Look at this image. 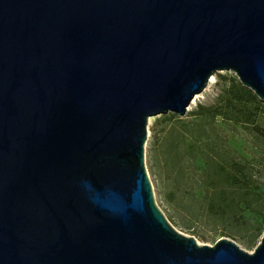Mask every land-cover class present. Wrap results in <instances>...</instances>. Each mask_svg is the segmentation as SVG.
I'll use <instances>...</instances> for the list:
<instances>
[{"label":"water","instance_id":"water-1","mask_svg":"<svg viewBox=\"0 0 264 264\" xmlns=\"http://www.w3.org/2000/svg\"><path fill=\"white\" fill-rule=\"evenodd\" d=\"M222 71L264 101V0H0V264H264L178 231L145 164Z\"/></svg>","mask_w":264,"mask_h":264},{"label":"trees","instance_id":"trees-1","mask_svg":"<svg viewBox=\"0 0 264 264\" xmlns=\"http://www.w3.org/2000/svg\"><path fill=\"white\" fill-rule=\"evenodd\" d=\"M217 78L212 100L198 103L187 112L186 118L174 113L164 114L162 130H158V124L151 127L150 152L154 154L162 148L165 165L175 174L173 179L177 185L184 184L185 170L191 166L187 160L193 163L194 157L199 155L202 172L195 175V186L191 181L190 194H196L201 188L207 215L223 226L237 229L248 224L246 213L260 219L261 225L255 229L249 225L248 229L253 231L248 234L249 242L256 246L264 230V181L256 176L263 177L264 165L256 166L229 154L222 136L218 135L217 123L222 120L239 126L264 147V126L260 121L264 101L242 85L235 74L218 73ZM178 123L180 125H176ZM212 133L217 136L213 137ZM208 135H212L213 141L198 146L196 142ZM187 138L190 143L184 148ZM193 153H196L194 157Z\"/></svg>","mask_w":264,"mask_h":264},{"label":"rangeland","instance_id":"rangeland-1","mask_svg":"<svg viewBox=\"0 0 264 264\" xmlns=\"http://www.w3.org/2000/svg\"><path fill=\"white\" fill-rule=\"evenodd\" d=\"M234 74L231 71L217 72L212 78L205 90L198 94L190 105L189 110H193L198 103L206 102L213 99L216 94V82L217 74ZM185 115L182 118H186ZM261 124L264 126V115L260 119ZM158 124V130H162L164 127L163 115L153 116L149 119L148 126V138L145 143V164L150 181L153 186L155 200L161 210L164 212L167 219L171 224L180 232L194 236L200 244L213 245L216 241L223 237L234 240L241 248L252 252L255 247L249 242V235L252 232L248 231L249 225L253 229L256 226L261 225V220L254 217L250 213L247 214L248 224L241 225L237 229L233 226H223L219 221L209 217L204 207L202 200L204 196L200 195L202 189H197L196 194H190L191 184H194L195 175L200 174L201 162L199 161V155L194 157L193 163L187 160L191 166L185 171L184 184H176L173 179L175 174L170 172L169 168L165 165L164 154L160 148L157 152L152 154L150 152V142L153 137V131L151 127ZM180 125V123L176 124ZM218 135L222 136L225 144V149L229 154L237 155L244 162H251L252 164L259 166L264 165V147L257 139H254L252 135L246 133L239 126L232 125L231 123L223 122L219 120L217 123ZM213 137L217 136V133H212ZM212 135L202 137V141H197L198 146H202L203 143H210L213 141L210 137ZM190 143V139H186V145ZM161 150V151H160ZM198 154V153H197ZM187 164V163H186ZM264 181L263 177H258ZM192 181V183H191ZM196 184H194L195 186ZM234 229V230H233ZM264 234H261L259 241ZM257 243V244H258Z\"/></svg>","mask_w":264,"mask_h":264}]
</instances>
